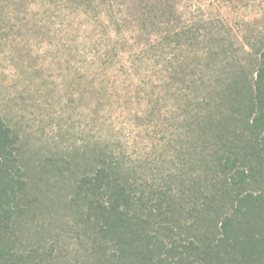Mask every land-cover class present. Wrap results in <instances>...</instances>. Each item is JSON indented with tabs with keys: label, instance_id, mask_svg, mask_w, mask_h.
Instances as JSON below:
<instances>
[{
	"label": "rangeland",
	"instance_id": "1",
	"mask_svg": "<svg viewBox=\"0 0 264 264\" xmlns=\"http://www.w3.org/2000/svg\"><path fill=\"white\" fill-rule=\"evenodd\" d=\"M166 3L169 28L159 23ZM188 20L195 35L183 31ZM166 29L179 37L164 41ZM259 50L264 0H0V118L26 183L16 250L35 264L94 263L68 204L99 153L199 206L190 185L208 133L199 139L192 122L216 100L212 80L251 66Z\"/></svg>",
	"mask_w": 264,
	"mask_h": 264
},
{
	"label": "trees",
	"instance_id": "2",
	"mask_svg": "<svg viewBox=\"0 0 264 264\" xmlns=\"http://www.w3.org/2000/svg\"><path fill=\"white\" fill-rule=\"evenodd\" d=\"M166 5L159 23L169 28L176 16ZM183 31L195 35L199 28L188 20ZM162 32L164 41L179 37ZM227 74L212 80L216 100L192 122L199 139L208 133L202 177L190 185L199 206L184 208L171 186L162 191L153 180L131 179L104 153L76 177L68 206L76 209L93 264H264V50L251 66ZM17 152L0 118V264H35L16 250L26 189ZM183 214L196 219L182 222Z\"/></svg>",
	"mask_w": 264,
	"mask_h": 264
}]
</instances>
